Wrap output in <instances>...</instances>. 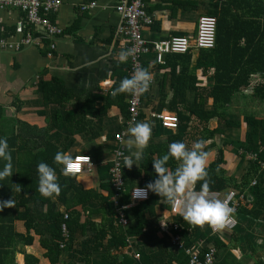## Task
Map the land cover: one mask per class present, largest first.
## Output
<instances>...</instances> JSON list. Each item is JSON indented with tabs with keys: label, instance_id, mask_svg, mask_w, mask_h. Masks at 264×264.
Segmentation results:
<instances>
[{
	"label": "crops",
	"instance_id": "0c3cea01",
	"mask_svg": "<svg viewBox=\"0 0 264 264\" xmlns=\"http://www.w3.org/2000/svg\"><path fill=\"white\" fill-rule=\"evenodd\" d=\"M58 1L61 6L49 19L53 25L62 28L63 34L44 39L40 47L23 45L19 50L10 46L21 42L23 38L22 34L16 32V24L25 15L18 10L0 9V138H7L13 163L12 177L0 180V200H14L15 184L25 177L30 162H35V158L38 162H44L50 157L54 163L58 151L73 156H90L93 163L91 172H84L75 178L83 189H94L101 197L106 194L101 184H105L108 178L106 171L109 167L111 169L115 159L117 134L126 133L125 156L136 151L134 146L127 145V130L136 123L130 116L127 118L131 95L120 94L115 98L111 95L121 79L131 76V58L126 63L118 59L119 53L127 50L130 42L118 30L124 22L116 10L118 6L127 4L128 0ZM206 3L205 0H144L145 12L153 21L152 25L142 28L144 40L151 45L161 40L186 36L195 42L198 21L204 15ZM85 6L88 9L82 11L81 8ZM45 34H42L43 37ZM51 44L54 45L53 49ZM189 53L188 59L185 56L174 57V60H170L171 65L167 62L158 64L153 53L142 57L143 67L146 66L151 72L153 83L147 92L141 94V115L137 122L151 123L152 136L148 146L157 150L164 147V154L176 131L164 128L155 115L171 113L169 110L176 106L184 113L183 109L189 107L188 100L196 101V105H199L197 94H201V88L211 84L201 71L203 65L200 50L194 48ZM260 77L253 76L250 88L234 96L228 107L229 113L241 100L242 105L247 106V102L255 98L253 91ZM52 79L58 80L65 89L66 94L60 95L63 100L55 94ZM111 81L115 84H110ZM42 83L47 98L51 97V100L42 97ZM206 103L209 107L214 106L212 99ZM190 117L198 123L197 116ZM240 119L243 125L244 118ZM214 127H218L217 120L214 121ZM243 129H240L242 137ZM217 140L222 142V136L218 135ZM226 154L231 162L232 155L228 152ZM214 160L215 156L208 159V165ZM3 165L4 161L0 160V170ZM54 166L62 169L61 165L54 163ZM126 170L139 172V165L136 162V165ZM251 184L245 192L247 201L243 205L248 216L242 220L237 219L238 227L233 231H226L222 236L220 234L227 246L218 250L216 264H264V208L255 224L251 218L256 210L253 205L255 199L252 197L254 187ZM256 202L258 207L264 205V192L260 197L257 196ZM85 203L94 209L101 207L98 200L88 199ZM167 203L163 208L160 199L162 222L157 234L168 239L175 247L172 243L175 233L172 234L170 230L173 227L169 218L170 212H174L172 208L166 209ZM14 211V207L5 208L0 213L12 217ZM128 214L133 220L134 214ZM95 217L97 222H101L103 213ZM13 226V235L27 233L23 221L15 220ZM195 238L194 247L201 241L207 243L199 235ZM5 250L16 251L15 264H27V254L41 258L37 245L25 246L23 242L16 246L7 244ZM152 251H157L156 242L146 238H132L127 255L132 264H152L149 263ZM41 261L39 264H49L45 259ZM58 264L78 263L63 256Z\"/></svg>",
	"mask_w": 264,
	"mask_h": 264
},
{
	"label": "trees",
	"instance_id": "16d2710c",
	"mask_svg": "<svg viewBox=\"0 0 264 264\" xmlns=\"http://www.w3.org/2000/svg\"><path fill=\"white\" fill-rule=\"evenodd\" d=\"M205 1L207 3L202 16L214 17L218 23L215 48L200 50L203 65L201 71L211 84L201 88V94H197L199 105H196V101L188 100L189 107L183 109L184 113L177 106L169 110L179 119V128L170 142L180 141L191 147L193 142L202 139L206 142L203 150L208 152V156H211V152L216 153L215 160L207 168L211 193L227 195L235 191L244 194L253 180L257 179L252 191L256 210L251 214V218L258 220L264 208V205L258 207V201L256 202L257 196L260 197L264 192V170L261 169L264 162V118L247 116L242 125L239 119H228V107L236 94L250 88L255 75H260L263 80L255 85L253 94L264 102V0ZM189 55L190 53L169 55L166 62L171 65L170 60H174V57L185 56L188 59ZM188 70L190 71V68ZM195 76L194 80L197 81ZM51 83L55 85L58 99L63 100L60 95L66 92L61 83L54 79ZM41 95L46 100L51 98H47L43 83ZM208 99L213 100V107L207 105ZM127 114L129 119L128 106ZM190 116H197L198 123L193 122ZM215 120L219 122V126L213 128L210 125ZM241 127H244L241 141L227 135L228 132L239 130ZM218 135L222 136V139L225 137L222 142L217 140ZM163 148L151 149L149 145L145 149L143 159L137 162L139 172L127 171L124 167L125 191L119 200V206L113 201L117 192L112 183L110 167L106 171L108 178L104 181L105 184H101L106 194L99 197L94 189H83L75 177L63 176L61 169L54 166L50 157L44 162L56 170L62 191L59 197H42L38 192L36 171L40 162L35 158V162H30L25 177L17 182L21 186V192H17L15 187L14 216L0 213V264H15L16 251L5 249L7 244L16 246L20 242L25 246L37 245L41 253V258L27 254V264H39L41 259H45L49 264H58L63 256L78 264H132L127 255L132 238H146L156 242L157 251H152L149 263L189 264L190 257L184 250H177L168 239L157 234L162 222L159 196L150 192L149 201L125 210L127 225L122 224L119 216V210L131 203L130 192L134 185L145 187L148 182L156 179L152 161L164 155ZM227 152L232 155V161L236 158L239 161L238 178L236 173L230 172L232 161H229ZM249 154H255V158L249 159ZM167 166L174 171L177 162L170 159ZM201 183H197V191L200 190ZM88 199L100 201L102 209L87 207L85 202H88ZM170 208L167 203L166 209ZM126 212L134 214L133 220ZM98 213H103L101 222L96 221L95 215ZM65 214H68V220L64 219ZM15 220L24 222L27 233L13 235ZM63 223L68 229L66 239L61 231ZM172 224L179 225L181 231L178 233H181L187 247L194 245L197 235L209 243H214L218 250L227 246L220 235H212L209 227L193 228L175 214H172ZM171 232L177 233L173 229Z\"/></svg>",
	"mask_w": 264,
	"mask_h": 264
},
{
	"label": "clouds",
	"instance_id": "9594fccd",
	"mask_svg": "<svg viewBox=\"0 0 264 264\" xmlns=\"http://www.w3.org/2000/svg\"><path fill=\"white\" fill-rule=\"evenodd\" d=\"M133 50H122L118 59L126 63ZM151 72L143 67H137L130 77L121 79L119 86L111 92L113 98L120 94L139 95L147 92L152 82ZM114 85L115 82L111 81ZM129 139L127 145L135 147L136 151L123 157L124 167L131 169L136 162L144 157L152 136V125L149 122H136L129 126ZM206 142L197 140L189 147L184 142L176 141L168 145L167 153L152 161V167L156 179L148 182L145 187H135L133 198L146 199L149 192L163 197L171 206L172 211L178 214L183 221L193 228L203 229L206 225L213 230H223L230 222L234 209L228 206V202L212 198L211 181L207 171L208 152L204 151ZM177 162L175 170L167 165L169 161ZM0 160L4 161L3 169L0 170V180L12 177L13 163L7 138H0ZM54 163L62 166V174L65 177H75L82 171L84 165H89L90 157L73 156L67 152L58 151L54 156ZM38 192L44 198L59 197L62 188L58 183L56 170L47 163L40 162L37 165ZM218 171V170H217ZM198 182L200 190H196ZM16 185V191L21 192V186ZM15 207V201L0 200V211L5 208Z\"/></svg>",
	"mask_w": 264,
	"mask_h": 264
},
{
	"label": "built area",
	"instance_id": "2783aa9c",
	"mask_svg": "<svg viewBox=\"0 0 264 264\" xmlns=\"http://www.w3.org/2000/svg\"><path fill=\"white\" fill-rule=\"evenodd\" d=\"M127 4L117 7L118 14L121 15L124 24L121 26L120 33L129 40L130 45L128 49L133 50V56L131 58L130 73L132 74L137 67H143L142 57L144 55L153 53L155 60L158 64H166V57L169 55H184L192 51L194 48L197 50H212L216 46L217 28L218 23L216 18L210 16H202L198 21L197 37L195 42L186 36H177L167 40H161L148 45L143 38L142 28L144 26H150L153 21L147 16L144 9V0H128ZM61 6L58 0H0V7L3 10L12 9L22 12L25 17L16 24V32L22 34L23 38L21 42L11 45L10 47L19 50L21 46H37L40 47L43 44L44 39H52L59 37L63 34L62 28L53 25L50 22L49 16L56 13ZM95 4L92 5L94 7ZM88 7H82L84 11ZM45 34L43 37L42 34ZM51 49L54 45H50ZM144 68V67H143ZM153 83V79L151 84ZM142 105L141 94L131 95L129 100V114L133 122H137L141 113L140 108ZM160 120L164 128L170 130H177L179 128L178 116L171 113H162L155 115ZM126 133L120 132L117 134V150L115 152V159L111 166L110 172L112 177V183L116 189L117 196L113 199L116 206H119V200H121L125 191V179H124V163L123 157L126 154L125 144ZM264 148V146H263ZM82 154H76L74 156H81ZM250 159L255 158V154H249ZM86 156V155H84ZM90 157V156H88ZM90 163L93 167L92 160ZM92 167L84 165L82 171L77 175L84 172H91ZM261 169L264 170V162L261 165ZM257 184V179L253 180L252 186ZM143 188L144 186H135ZM133 187L130 192L131 203L124 205L119 210V216H121V222L127 225L128 221L125 217L124 211L138 205L142 202H147L150 199V192L146 199L133 198L132 193L135 189ZM212 198L225 200L228 202V206L234 209L233 216L230 222L223 230L211 229L212 235H220L224 231H233L238 226V221L235 215L238 213L241 206L246 202V194H240L235 191L229 192L227 195L221 193H211ZM179 216L176 213H173ZM68 214L64 215V219L68 220ZM173 230L177 231L173 238L172 243L178 249H182L190 257L189 264H215L216 255L218 249L214 243H205L201 241L197 246L187 247L185 241L179 229L178 224H172ZM206 227H208L206 225ZM62 236L68 238V229L65 223L61 225Z\"/></svg>",
	"mask_w": 264,
	"mask_h": 264
},
{
	"label": "rangeland",
	"instance_id": "374dc122",
	"mask_svg": "<svg viewBox=\"0 0 264 264\" xmlns=\"http://www.w3.org/2000/svg\"><path fill=\"white\" fill-rule=\"evenodd\" d=\"M0 9L3 10L1 7H0ZM261 80H263L262 77H260V80L258 82H260ZM247 103H248L247 106H243L242 105V100H241L237 106L233 107L230 110L231 114L228 112L229 113L228 119L236 120V119H240V118H245L247 116H257V117L264 118V102L254 98L252 100H249ZM240 121H241V119H240ZM243 121H244V119H243ZM210 126L214 128V123L212 125H210ZM218 126H219V122H218ZM227 135L230 138H234V139L238 138L239 141L242 140L240 129L239 130H235L233 132H228ZM262 149L264 150L263 147H262ZM214 156L216 158V153L215 152H211V156H208L209 157L208 159H211V157L214 158ZM248 156H249V159H250V155H248ZM237 166L239 167V161L236 158L234 161H232V164L230 165V169H231L230 172L236 173L237 174V178H238L240 176V174H238ZM162 201H163V203H162ZM165 202H166V200L163 197H161V204H162L163 208L165 206ZM240 210H242V211H240ZM245 210H246L245 208H241L240 207L239 212L235 215L236 219L242 220L243 218L247 217L248 215L246 214ZM169 218H170V222H171L172 221L171 220V218H172L171 212H170ZM254 221H255V224L258 222V220H254ZM224 232H226V231H224ZM224 232L221 233V236H222V234ZM67 259L70 260L69 258H67Z\"/></svg>",
	"mask_w": 264,
	"mask_h": 264
}]
</instances>
